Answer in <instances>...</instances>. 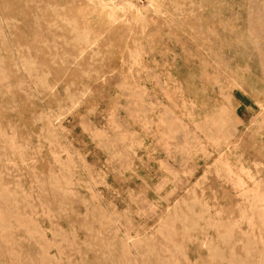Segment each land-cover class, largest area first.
<instances>
[{"label":"rangeland","instance_id":"obj_1","mask_svg":"<svg viewBox=\"0 0 264 264\" xmlns=\"http://www.w3.org/2000/svg\"><path fill=\"white\" fill-rule=\"evenodd\" d=\"M0 264H264V0H0Z\"/></svg>","mask_w":264,"mask_h":264}]
</instances>
